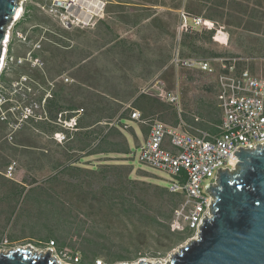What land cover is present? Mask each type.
Masks as SVG:
<instances>
[{"label": "trees", "instance_id": "16d2710c", "mask_svg": "<svg viewBox=\"0 0 264 264\" xmlns=\"http://www.w3.org/2000/svg\"><path fill=\"white\" fill-rule=\"evenodd\" d=\"M184 1L189 18L204 11L207 18L227 26L236 22L231 28L250 31L252 57L264 58V0H178L176 7ZM107 2L104 18L93 27L70 28L46 14L42 0L27 3L14 24L7 65L0 72V95H7L12 83L24 75L33 81L31 90H10L14 99L31 104L49 92L46 119H27L12 143L5 139L7 122L0 120V243L27 240L40 249L67 253L70 264H97L101 259V264H123L164 257L195 232L188 225L183 230L172 228L184 193L172 191L168 184L143 181L140 169L137 178L133 176L129 138L135 134L128 122L138 121L131 119L132 111L138 110L143 135L144 124L152 120L179 126L177 106L139 89L133 78L139 71L147 80L169 81L176 68L175 54L188 58L182 45L195 51L192 41L209 38L167 30L171 43L157 44L152 54L146 29H156L157 19L147 22L148 5L167 2ZM243 16L252 24H241ZM134 30L143 43L131 38ZM18 31L27 33L30 43L17 41ZM207 31L212 40L215 30ZM40 38L35 56L44 59V69L10 61L23 57ZM246 39L238 37L240 43ZM64 76L71 82H64ZM72 117H77L78 129L73 132L59 123ZM59 132L68 135L63 143L54 139ZM11 161L18 164L14 179L4 175Z\"/></svg>", "mask_w": 264, "mask_h": 264}, {"label": "built area", "instance_id": "2783aa9c", "mask_svg": "<svg viewBox=\"0 0 264 264\" xmlns=\"http://www.w3.org/2000/svg\"><path fill=\"white\" fill-rule=\"evenodd\" d=\"M31 1L33 0H21L22 13L24 6ZM107 3V0H42L40 6L46 14L58 20L64 27H93L99 19L104 18ZM20 16L15 17L12 26L6 32L5 37L9 35L8 40H3L4 67L7 65V53L12 39L11 30ZM180 17L179 31L191 29L189 17L184 9L180 11ZM192 21L195 27L209 30L215 28L214 23L201 17L192 18ZM15 39L30 43L27 33L18 31ZM41 41L42 38L34 42L32 48L23 57H11L10 61L18 64L28 63L33 69H44L43 58L35 56L36 50L41 48ZM217 61L220 63L218 101L222 109V134L214 139L204 134L190 135L169 127L159 120H152L150 135L137 154L140 162L164 171L170 176L168 185L172 191L185 194L174 211L173 229H180L182 221L186 219L187 225L200 233L205 222L212 217L211 207L214 203V198L204 191V187L215 185L219 171L236 169L235 166L239 161L238 156L234 155L236 151L240 152V149L254 151L258 146L260 149L264 148V76L254 75L247 69L237 71L239 61L237 58H221ZM172 64L176 67L200 68L209 73L216 71L209 60L180 58L177 54ZM63 80L66 83L71 82L67 76H64ZM31 82L33 81L28 76H21L12 83L7 95H0V120L7 122L5 139L10 143L24 128L27 119L31 118L36 122L46 119L44 109L49 92L42 101L26 104L24 100L14 99L10 91L14 93H20L22 90L30 91ZM143 91L151 92L174 105L179 102L178 96L166 90L165 84L159 77H156L155 81ZM22 96L25 97L24 94ZM9 113L12 117L8 116ZM141 117L140 111H132L131 119L139 121ZM59 123L71 132L78 130L77 117L66 121L59 120ZM54 139L58 143H63L68 139V135L59 132L55 134ZM17 167V162L11 161L5 168L4 175L14 179ZM182 176L185 177L184 183L180 181ZM205 179L211 180L204 183ZM51 251L56 262L63 259L65 264H70V256L67 253L57 254L54 249ZM78 258L76 256L74 260L77 261ZM98 263L101 264V261Z\"/></svg>", "mask_w": 264, "mask_h": 264}, {"label": "water", "instance_id": "95a60500", "mask_svg": "<svg viewBox=\"0 0 264 264\" xmlns=\"http://www.w3.org/2000/svg\"><path fill=\"white\" fill-rule=\"evenodd\" d=\"M19 1L0 0V62L5 25L16 15ZM240 150L234 154L239 160L236 169L219 171L215 185L208 188L214 198L212 217L197 239L166 264H264V148ZM46 255L41 259L31 251L17 250L0 254V264L56 262Z\"/></svg>", "mask_w": 264, "mask_h": 264}, {"label": "crops", "instance_id": "0c3cea01", "mask_svg": "<svg viewBox=\"0 0 264 264\" xmlns=\"http://www.w3.org/2000/svg\"><path fill=\"white\" fill-rule=\"evenodd\" d=\"M148 7L151 13L148 14L149 19L147 20V22L150 23L152 21V18L157 19L155 23L156 29L148 28V37L146 40L151 47L152 54H155V46L157 44L162 46L171 43L172 38L168 31H170V33L172 32V34L174 33V35H179V33H181V31H179L181 19L180 11L185 8V1L181 5H179V7H176L174 9L169 8L168 4H161L156 6L148 5ZM250 7H252V4ZM165 10L171 12V19H167V17H165ZM192 15L195 17H201L210 23H214V37H212L211 40V35L209 31H207L209 29H206L204 27H195L193 25L192 18H189V25L191 29H189V32H187L186 34L192 36L196 32L199 33L200 37L207 36L209 40L206 41L203 38V40L192 41L191 45L196 48L195 51H191L190 49L185 48V45H182V49L184 50V52L186 53V57L188 58L209 60L210 64L216 71L214 73H209L200 68L176 67L174 68V76L169 80L170 83L166 79H160L165 84L166 90L174 92L179 99L178 104H176L175 106H177L178 108L180 123L178 127L172 128L190 135L204 134L209 138L214 139L222 134V109L218 101V75L220 71V63L217 60L221 58H237L239 59V61L237 62V71L240 72L247 69L257 76H262L261 72H258L257 68L255 67V62L260 58L252 57L251 32L231 28V25H235L236 22L227 26L224 22L205 17L204 11L202 13L194 12ZM241 20L238 19V22L241 21V24H252L251 19L245 16H243V19ZM227 28L232 31V36L227 32ZM240 34L247 38L242 43L238 41V37L240 36ZM154 36H157V38L155 39ZM131 38L136 43H143L144 41L136 33V30L133 31ZM135 74L136 76L133 78V82L139 89H145L156 79V77L154 76L155 78L147 80L140 74L139 71H137ZM128 123L134 128L135 134V136L129 138L130 146L132 147L134 145L131 142V140L133 139L135 146L139 150L141 145L147 140L150 135L151 123L144 124L142 122L145 127H147V133L145 135H143V133L141 132L142 124L140 122L130 121Z\"/></svg>", "mask_w": 264, "mask_h": 264}, {"label": "rangeland", "instance_id": "374dc122", "mask_svg": "<svg viewBox=\"0 0 264 264\" xmlns=\"http://www.w3.org/2000/svg\"><path fill=\"white\" fill-rule=\"evenodd\" d=\"M167 2V4L169 5V8H176V5H178V0L176 2V0H165ZM19 5L21 6V0L19 1ZM167 15H166V14ZM22 15V14H21ZM165 17H167V19H171V12L168 10H165L164 12ZM16 16L12 17V21H10L9 23H7L5 25V29L6 31H8L9 27L12 26V23L14 21ZM12 31V30H11ZM123 33V31H122ZM148 33V29H146V34ZM133 32L131 33L132 36ZM256 68L258 72H261L262 76H264V59H258L256 62ZM170 83V81H168ZM131 142L134 144L131 149H132V154L130 156V159L128 161V163L132 166H134L135 168V172L133 174L134 177L137 178L136 174L139 169V173L141 174V176H139L140 179H142L143 181H152L154 183L157 184H168V182L170 181V176L161 170L155 169L147 164H144L142 162L139 161L138 159V148L135 146L134 140L132 139ZM138 174V175H140ZM209 180L211 179H205L204 183L209 182ZM204 186V184H203ZM204 191L209 195L212 196V194L208 191L207 187H204ZM187 225L186 223V219H184L182 221V227L180 229L177 230H183L185 228V226ZM199 235V232H194V236L187 239L185 242H183L182 244H180L178 247H176L175 249H173L172 251L168 252L164 257H147L145 259H141L139 261H134V262H130V263H123V264H138L141 261H144L146 263H150V264H166L168 261H170L173 257L174 254H177L182 248L186 247L191 241L197 239ZM17 250H22V251H31L32 255H46V254H50V256H52V254H54L50 249V248H46V249H40L38 248L36 245L31 244V243H27V240H21V241H17L15 243H10V242H6L4 240V242L0 243V254H9L12 251H17ZM144 252H148V251H144ZM149 253V252H148ZM61 261L57 260V264H65V262L63 261V259H60ZM103 259H101L102 261ZM100 261V260H99ZM98 263V261L96 262Z\"/></svg>", "mask_w": 264, "mask_h": 264}, {"label": "bare ground", "instance_id": "6f19581e", "mask_svg": "<svg viewBox=\"0 0 264 264\" xmlns=\"http://www.w3.org/2000/svg\"><path fill=\"white\" fill-rule=\"evenodd\" d=\"M21 11H22V7H19L18 9H17V12H16V17H19L20 15H21ZM7 37V38H6ZM5 37V39H6V41L8 40V38H9V35H7ZM4 57L5 56H3L2 57V59H1V62H0V72L2 71V69H3V67H4V61H5V59H4Z\"/></svg>", "mask_w": 264, "mask_h": 264}, {"label": "clouds", "instance_id": "9594fccd", "mask_svg": "<svg viewBox=\"0 0 264 264\" xmlns=\"http://www.w3.org/2000/svg\"><path fill=\"white\" fill-rule=\"evenodd\" d=\"M98 264V263H97Z\"/></svg>", "mask_w": 264, "mask_h": 264}, {"label": "flooded vegetation", "instance_id": "af4514ba", "mask_svg": "<svg viewBox=\"0 0 264 264\" xmlns=\"http://www.w3.org/2000/svg\"><path fill=\"white\" fill-rule=\"evenodd\" d=\"M7 38V37H6Z\"/></svg>", "mask_w": 264, "mask_h": 264}]
</instances>
